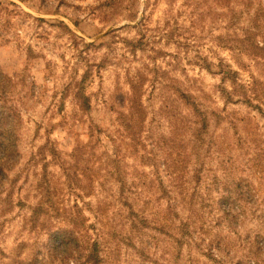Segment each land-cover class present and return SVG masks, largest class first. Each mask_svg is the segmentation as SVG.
<instances>
[{"label": "rangeland", "instance_id": "rangeland-1", "mask_svg": "<svg viewBox=\"0 0 264 264\" xmlns=\"http://www.w3.org/2000/svg\"><path fill=\"white\" fill-rule=\"evenodd\" d=\"M258 13L264 24V0H0V114L16 140L0 181L15 198L0 200V264H65L47 256L30 206L43 157L63 183L69 155L91 138H102L97 158L115 151L128 178L142 175L131 194L149 220L132 231L118 188L97 180L84 213L104 264H264V103L224 100L231 84L216 68L264 82V66L236 51ZM136 111L143 159L124 142ZM61 197L78 195L64 187Z\"/></svg>", "mask_w": 264, "mask_h": 264}, {"label": "trees", "instance_id": "trees-1", "mask_svg": "<svg viewBox=\"0 0 264 264\" xmlns=\"http://www.w3.org/2000/svg\"><path fill=\"white\" fill-rule=\"evenodd\" d=\"M260 16V13L256 14L249 22L247 28L242 30L244 32L243 37L241 36L239 38L240 45L236 46L237 54H248L249 58L252 59V64L256 66H264V24L260 23ZM211 67L215 66L208 62L207 68L209 69ZM216 68L219 71L217 72L219 74L218 76H220L223 83L230 80V89L224 88L222 90L224 100L231 102L234 101V97H237V102H247L249 104L258 102L263 106L264 82L260 78L253 74L249 84L245 85L239 82L238 71L234 70L230 65L220 61L216 65ZM10 122L7 117L0 114V181L3 180L2 177H5V179L6 177L8 178V171H10V168H6L5 166L7 162H4L3 159L6 160L9 157L11 159L14 157V152H16V140L8 128ZM145 123V116L139 112L136 111L130 114L129 125L126 128L127 135L124 142L126 152L136 159L139 158V155L144 149ZM110 137L108 138L106 136V138L111 140L110 145L114 144L116 147L117 140L113 137L110 139ZM91 140L88 144L75 148L73 153L69 155L73 160V165L64 170L65 180L63 183L58 182L55 184L51 181V174L48 171L50 163L45 162L46 156L43 157V173L40 174L38 183L35 185L37 201L36 204L30 206L32 214L29 222L32 223L33 229H37L40 226V231L48 235V243L45 245L47 256L56 259L60 258L65 264H104V247L101 240L93 235L92 225L88 224V218H86L84 213V210L89 207V203L83 200V196H92L95 193L96 185H98L96 184L97 180L99 181L101 190L106 189L108 183H113L118 188V200L127 211L128 221H132V231L137 228L139 223L143 224V226L149 223L146 216H141L136 211V205H134L135 198L131 194L135 192L134 188H136V183L133 181L134 177H141L142 175L136 170L137 173L134 172L135 176L128 178L130 173L126 172V168L124 169L123 167L125 162L124 157L123 155L120 157L115 151L113 153L112 150L103 151L99 155L100 157L97 158L98 154L96 155V149L99 142L102 141V138L95 140L91 138ZM144 157L145 155L141 159ZM97 159L99 161L106 159L108 165L105 167L99 165L96 168L95 165L98 163ZM165 170L167 172V165H165L163 171ZM160 172L161 168L156 167V174L159 177ZM168 174L171 175V173ZM5 182L0 184V186H3ZM159 184L160 188L167 194L168 192L164 188L161 179H159ZM63 186L68 191L78 195V198L72 205H66L61 197L64 192ZM2 193L0 192V200L4 203V206L9 208L13 206L15 203L13 187L8 193ZM80 199L83 202L82 206L79 203ZM20 204L22 202H19ZM171 212L170 210L168 214ZM51 218H55L58 222L55 226L47 228V223L52 222ZM169 221L170 218L164 217L157 223H159L158 226L165 227V224H168ZM112 228L114 227L112 226ZM31 263L33 264L34 261Z\"/></svg>", "mask_w": 264, "mask_h": 264}]
</instances>
